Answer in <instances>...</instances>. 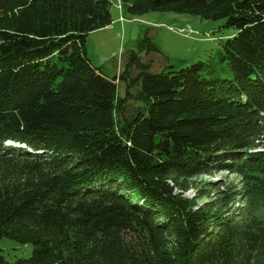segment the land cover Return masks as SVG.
<instances>
[{
    "label": "trees",
    "instance_id": "obj_1",
    "mask_svg": "<svg viewBox=\"0 0 264 264\" xmlns=\"http://www.w3.org/2000/svg\"><path fill=\"white\" fill-rule=\"evenodd\" d=\"M117 3L224 20L232 78L213 58L153 72L147 35L110 78L86 46ZM219 172L240 183L184 196ZM3 238L32 254L0 264H264V0H0Z\"/></svg>",
    "mask_w": 264,
    "mask_h": 264
},
{
    "label": "rangeland",
    "instance_id": "obj_2",
    "mask_svg": "<svg viewBox=\"0 0 264 264\" xmlns=\"http://www.w3.org/2000/svg\"><path fill=\"white\" fill-rule=\"evenodd\" d=\"M113 23L111 28L100 30L89 35L87 53L97 67H102L110 78L119 76L126 66V55L130 51L139 52L140 43L147 35L160 53L147 54L141 52L143 60L151 62L153 72L167 71V66L175 70L189 67L200 61L218 63V74L223 79H231L232 73L226 62L220 61L223 42L233 37L237 31L225 27L224 20H204L200 17L176 14L172 12H152L140 17H131L124 11L122 4L117 3L111 10ZM118 97L126 95V84L117 82ZM128 105L125 116L131 117L136 108H144L145 103ZM9 144L10 142H6ZM17 146V145H14ZM216 183V186H208ZM239 177L228 172L215 173L212 176H196L189 180L188 190L184 196L190 199L198 198L200 205L214 200V191L207 197H198L207 189L238 185ZM204 190V191H203ZM181 192V190H179ZM209 191H207L208 194ZM130 242L135 239L128 235ZM0 251L9 262L20 258H28L32 254V246H23L15 240L3 238L0 241Z\"/></svg>",
    "mask_w": 264,
    "mask_h": 264
},
{
    "label": "crops",
    "instance_id": "obj_3",
    "mask_svg": "<svg viewBox=\"0 0 264 264\" xmlns=\"http://www.w3.org/2000/svg\"><path fill=\"white\" fill-rule=\"evenodd\" d=\"M112 26H110L109 28H111ZM109 28H106V29H109Z\"/></svg>",
    "mask_w": 264,
    "mask_h": 264
}]
</instances>
